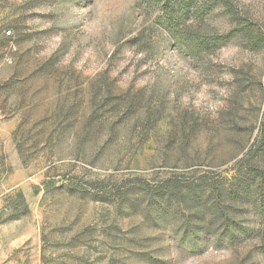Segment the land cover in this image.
I'll use <instances>...</instances> for the list:
<instances>
[{
	"label": "rangeland",
	"instance_id": "1",
	"mask_svg": "<svg viewBox=\"0 0 264 264\" xmlns=\"http://www.w3.org/2000/svg\"><path fill=\"white\" fill-rule=\"evenodd\" d=\"M230 1L264 28V0ZM228 8L194 22L222 44L193 56L152 1L0 0V264H264L150 200L171 176L264 169V49L225 38Z\"/></svg>",
	"mask_w": 264,
	"mask_h": 264
},
{
	"label": "trees",
	"instance_id": "2",
	"mask_svg": "<svg viewBox=\"0 0 264 264\" xmlns=\"http://www.w3.org/2000/svg\"><path fill=\"white\" fill-rule=\"evenodd\" d=\"M148 1L162 5L168 31L178 38L181 46L185 45L190 55L197 56L202 51H216L222 44V38L217 34L205 35L194 28V22L205 24L209 15L221 6L229 7L228 13L234 15L232 20L235 28L225 38L239 34L253 48L264 49V28L254 23L247 13L235 15L230 8V0ZM235 84L239 91L245 87L237 74ZM259 87L262 88L263 84L260 83ZM109 97L106 100L109 101ZM110 99L113 108L121 105L126 107V111H133L141 102L137 94L125 97L115 95ZM238 165L233 178L225 184L208 182L205 178L192 182L178 176L165 178L161 184L156 185L150 200L157 201L160 211L169 210L174 201H183L185 206L191 208L190 215L194 221L192 228L201 230L205 233L204 237L212 232L218 241L226 245L254 240L258 252L264 256V169L244 159ZM18 196L25 203L24 194L19 192ZM152 201L148 206L154 204ZM253 213L261 220L251 227L246 222L248 215H254Z\"/></svg>",
	"mask_w": 264,
	"mask_h": 264
},
{
	"label": "built area",
	"instance_id": "3",
	"mask_svg": "<svg viewBox=\"0 0 264 264\" xmlns=\"http://www.w3.org/2000/svg\"><path fill=\"white\" fill-rule=\"evenodd\" d=\"M8 33L11 34V31H9Z\"/></svg>",
	"mask_w": 264,
	"mask_h": 264
}]
</instances>
